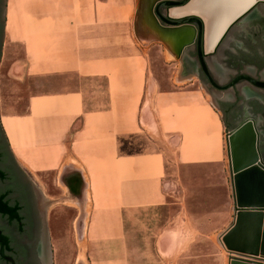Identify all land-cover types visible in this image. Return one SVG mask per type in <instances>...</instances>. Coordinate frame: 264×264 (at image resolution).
Segmentation results:
<instances>
[{
	"label": "crops",
	"instance_id": "crops-1",
	"mask_svg": "<svg viewBox=\"0 0 264 264\" xmlns=\"http://www.w3.org/2000/svg\"><path fill=\"white\" fill-rule=\"evenodd\" d=\"M118 4L6 0L4 35L24 41L31 83L18 110L8 109L0 93V126L23 172L50 173L60 197L76 201L77 208L67 206L85 218L84 264H179L131 257L134 224L146 213L171 212L159 230L173 231L177 217L207 216L227 201L213 195L230 176L225 127L193 79L148 77L156 69L147 60L149 46L137 39L146 43L151 35ZM6 116L19 121L17 150ZM179 180L190 191L182 198L175 195Z\"/></svg>",
	"mask_w": 264,
	"mask_h": 264
},
{
	"label": "flooded vegetation",
	"instance_id": "flooded-vegetation-1",
	"mask_svg": "<svg viewBox=\"0 0 264 264\" xmlns=\"http://www.w3.org/2000/svg\"><path fill=\"white\" fill-rule=\"evenodd\" d=\"M163 1L167 0L152 3L140 0L139 12L144 15V27L149 34L155 32L162 53L167 50L173 55L177 77L180 80L193 79L202 87L211 104L220 112L228 131L237 129L246 121L253 126L257 157L264 164V3L260 2V6L255 5L232 21L249 2L237 8V4L232 5L233 0H192L189 4L186 0L181 5L157 8L159 15L169 19L170 22L166 23L155 13L156 6ZM171 1L180 3L183 0ZM173 7L177 9L168 13ZM190 14L201 17L200 26L192 21L182 22ZM22 174L31 186L42 222L35 248L36 258L40 264H51L52 244L48 229L51 200L31 176L23 171Z\"/></svg>",
	"mask_w": 264,
	"mask_h": 264
},
{
	"label": "rangeland",
	"instance_id": "rangeland-1",
	"mask_svg": "<svg viewBox=\"0 0 264 264\" xmlns=\"http://www.w3.org/2000/svg\"><path fill=\"white\" fill-rule=\"evenodd\" d=\"M101 2H104V0H101ZM3 3L5 16L6 0H3ZM259 3L260 2H258L256 6L259 5ZM120 5L121 9L117 8V10H121V14L127 11L128 16L134 18V22L144 16L139 12L141 5L140 0H120ZM116 6H119L118 0H116ZM74 10H76V6ZM26 11H28V8ZM32 12L37 13V15L44 14L49 18L52 16L50 9H37V7H33ZM141 24L143 25L142 22ZM4 25L5 23L3 22V44L0 54V93L3 100L7 101L5 104L8 109H11L12 107L13 109L18 110L20 101L23 102L24 97L26 99L28 96L29 84L31 83L28 75L30 73L29 56L26 51L25 43H23L24 41L22 42L19 39L12 41L6 38L4 35ZM151 33L153 35L149 34L151 35V39L149 38L150 40L146 43L143 42V40H140L142 38L137 39L139 37L134 34V38L137 39L138 45L143 48L149 46L147 60L156 71L152 73V75L149 74L148 77L152 79L155 78L157 81L171 77L174 81H177V71L175 72L172 65L176 62L172 60L173 55L169 56L170 53H168L167 50H163L162 53L158 48L157 43L159 40L155 37V32L152 31ZM30 36L31 34H28L25 37L26 40H29ZM12 89L15 91L14 100H12V96L8 97L13 93V91H11ZM26 108L27 107L24 105L21 111L23 114L27 113ZM6 118L10 122V139L12 138L14 140L17 150L18 145L14 129L17 127L19 121L7 116ZM10 139L9 142L11 144ZM28 176H31L34 181L37 182L42 192L51 200L48 208V229L50 243L52 244L51 264H84V260L81 259L80 256L89 257V252L86 251L85 247H82L84 246L83 242L85 243L82 225L85 223L83 214L81 215L80 213L79 215V212H77L79 209L67 206V198L60 197L61 190L60 188H54L53 185L55 178L50 175V173L46 174L45 172H38L35 175L29 174ZM229 178H227L226 186L223 188L222 193L213 192V195H216L219 198L222 196V199H227L225 202L226 204L224 203L221 207L211 209V214L207 216H203V214L188 216L190 217L189 221L186 217L187 215L177 217L176 221H178V223L171 221L172 224H170V228L177 224V228L173 231L167 230L169 229L168 226L165 230H159L164 219L165 221H168V219H172V217L175 216V214H171V212H168L161 217H157L155 212L138 216L137 219L139 222L134 224V229L132 230L133 245L129 247V255L135 258H143L145 262L151 261V257H158L160 259L178 258L179 264H187L186 262H190L191 264H229L228 258L235 255L239 258H254L253 260H248H251L253 263L264 264V254L261 253L260 248L263 241L262 229L259 232L253 230L249 231L247 229L245 233L241 234L239 240L240 243L241 241L242 243L239 248H247V251L245 252H230L224 247L225 245L222 240H220L221 235L230 228L231 224H233V216L235 215L233 209L234 200L233 195L231 194ZM177 183L178 186L176 185L175 195L182 198L185 193H190V191H186L185 189L187 185L186 183L188 182L184 183L179 180ZM190 185L188 186L191 189L196 187L195 183H190ZM52 187L54 190H52ZM55 196H57V198H51ZM71 201H74V203L68 205L77 208L78 205L76 201ZM180 221L185 223L181 229L179 228ZM195 225L200 227L203 226L205 228L193 230L191 227Z\"/></svg>",
	"mask_w": 264,
	"mask_h": 264
},
{
	"label": "water",
	"instance_id": "water-1",
	"mask_svg": "<svg viewBox=\"0 0 264 264\" xmlns=\"http://www.w3.org/2000/svg\"><path fill=\"white\" fill-rule=\"evenodd\" d=\"M185 1L186 0H183L180 3L171 0L163 1L156 6L155 13L157 17L168 23L170 22L169 19H165L159 15L157 8L161 6L167 7L168 5H181ZM189 1L190 0H188L186 4H188ZM150 2H154V0H150ZM258 2L264 3V0H255L248 8L241 12L240 15L251 10ZM200 19L201 17L198 14H190L187 18L182 20V22L192 21L200 26ZM139 20L144 23V16ZM4 21V3L3 0H0V54L3 44ZM245 126H248L250 130L251 154L244 161L236 165L233 162L234 149L232 148V137ZM224 130L225 146L228 150V172L230 174L229 179L231 194L234 200L233 209L235 215L233 216V224L221 235L220 240H222L225 245L224 247L230 252H245L247 248H239L242 243V241L240 243L239 240L241 234L245 233L247 229L256 232L262 229L263 241L260 248L261 253L264 254V205L248 206L239 202L240 198L236 189L237 179H239L241 175L246 173L264 175V164L259 162L257 157L258 153L255 149V130L247 121L233 131H228V127H225ZM13 156L14 154L9 152L3 132L0 129V264H40L39 259L36 258L35 248L37 247V240L41 232L42 222L40 221L36 199L34 198L31 186L26 180L27 178L22 174ZM248 259L253 260L254 258H239L233 255L228 258V263L259 264L253 263Z\"/></svg>",
	"mask_w": 264,
	"mask_h": 264
},
{
	"label": "bare ground",
	"instance_id": "bare-ground-1",
	"mask_svg": "<svg viewBox=\"0 0 264 264\" xmlns=\"http://www.w3.org/2000/svg\"><path fill=\"white\" fill-rule=\"evenodd\" d=\"M191 1L192 0H190L189 3ZM219 1H221V0H219ZM222 1H225V0H222ZM228 1L226 3H228ZM253 1H255V0H233L232 5L237 4L236 7L239 8L240 5H244L247 2H249L250 3L249 5H251ZM249 5L246 8H248ZM236 7H235V9H236ZM149 8H151V7H149ZM173 9H177V7L170 8L168 13ZM215 11H216V9H215V6L213 5V12L215 13ZM236 17L233 20H235ZM202 22H203V20H202ZM204 26H205V24H204ZM156 30H158V29L156 28ZM169 56H171V55L169 54ZM232 148L234 149V156H233L234 161L233 162L236 165H238L240 162L244 161L248 156H250V154H251L250 130H249L248 126L243 127V129L241 131H239L237 134H235L232 137ZM236 189H237V194L239 195V198H240L239 202H241L245 205H248V206H255V205L263 206L264 205V175L263 174L260 175L257 173H249V174L246 173V174L241 175L239 177V179H237V188ZM66 203L67 204H73L74 201L72 202L71 200L70 201L68 200ZM82 247H84V246H82ZM82 257L83 256H80L81 259H83ZM82 263H83V261H82Z\"/></svg>",
	"mask_w": 264,
	"mask_h": 264
},
{
	"label": "trees",
	"instance_id": "trees-1",
	"mask_svg": "<svg viewBox=\"0 0 264 264\" xmlns=\"http://www.w3.org/2000/svg\"><path fill=\"white\" fill-rule=\"evenodd\" d=\"M0 129H1V131H2V128H1V126H0ZM3 132V131H2ZM4 132H3V136H4ZM4 139H5V141H6V138H5V136H4ZM6 144H7V141H6ZM8 145V144H7Z\"/></svg>",
	"mask_w": 264,
	"mask_h": 264
}]
</instances>
